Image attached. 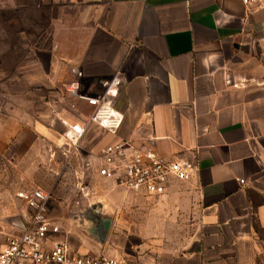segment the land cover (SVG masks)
Instances as JSON below:
<instances>
[{
	"label": "crops",
	"instance_id": "1",
	"mask_svg": "<svg viewBox=\"0 0 264 264\" xmlns=\"http://www.w3.org/2000/svg\"><path fill=\"white\" fill-rule=\"evenodd\" d=\"M17 15L30 26H16ZM3 22L8 31H1ZM13 32L38 41L0 51L1 69L26 91L37 88L41 106L32 126L11 111L0 120V154L10 164H25L31 151L37 166L53 152L64 163L56 154L64 122L86 127L72 159L79 166L125 141L194 168L189 181L171 183L158 198L126 192L86 170L85 177L75 174L71 200L48 217L60 228L55 238L75 254L129 264H264V4L0 0V37ZM73 70L82 73L86 95L100 94L101 83L119 73L117 96L108 100L123 118L115 135L88 124L89 108L67 98ZM79 178L89 198L76 205ZM100 182L108 188H98ZM19 202L9 217L23 230L29 211ZM92 203L107 218L104 237L95 240L83 232L92 227L84 213Z\"/></svg>",
	"mask_w": 264,
	"mask_h": 264
},
{
	"label": "built area",
	"instance_id": "2",
	"mask_svg": "<svg viewBox=\"0 0 264 264\" xmlns=\"http://www.w3.org/2000/svg\"><path fill=\"white\" fill-rule=\"evenodd\" d=\"M239 1L246 9L264 4V0ZM72 75L73 79L65 86L67 98L73 103L82 102L89 108L86 115L88 124L115 135L123 118L108 100L117 96L121 83L119 73L103 81L102 90L97 95L81 92L80 71L73 70ZM62 125L65 128L61 134L64 142L57 151L64 160L76 158L86 127L78 123L68 125L62 122ZM52 154L54 156L55 152ZM80 167L99 179L111 182L116 188L148 198L163 196L171 183L187 182L194 172L193 166L186 161H168L151 150L133 148L125 141L107 145L98 157L82 161ZM16 198L29 211L27 224L23 230L7 235L0 250V264H129L117 258L75 254L66 243L55 238L60 228L47 216L49 193L35 188L18 192Z\"/></svg>",
	"mask_w": 264,
	"mask_h": 264
},
{
	"label": "rangeland",
	"instance_id": "3",
	"mask_svg": "<svg viewBox=\"0 0 264 264\" xmlns=\"http://www.w3.org/2000/svg\"><path fill=\"white\" fill-rule=\"evenodd\" d=\"M17 18H19L17 19L19 22L14 24L19 28L20 26H30L29 23L21 21V15H17ZM8 26L3 22L1 31H8ZM13 33V37H0V51H4L6 47L9 48L12 43H14V49L19 50L26 39L31 42V45L37 44L38 39L35 36L29 38L18 37L17 32ZM16 57L19 59L21 57L20 53ZM33 90L35 92L32 90L26 91V87L11 82L10 72L1 69L0 65V120H5L7 112L11 111L17 115L24 114V120L27 119L31 126L38 122L36 115L40 110L41 101L38 89ZM26 98L28 102H26ZM22 99H24L23 102ZM26 114L29 115V118L25 117ZM48 154L50 156V153ZM3 155L0 154V250L11 230L10 226L5 223L6 217L18 213L22 207L16 198L18 192L30 191L37 187L45 189L49 193L47 216H57L58 205L65 200H71L68 197L75 190V174L78 173L85 177L87 173L81 169L78 163L72 160L74 158L65 160L64 163H58L52 154L45 165L37 166L35 151H31L30 158L24 160L25 164L20 159H15L10 164V161H7V156ZM98 188L107 189L108 186L100 182ZM83 231L89 238L94 240L100 238L99 231L93 227Z\"/></svg>",
	"mask_w": 264,
	"mask_h": 264
},
{
	"label": "water",
	"instance_id": "4",
	"mask_svg": "<svg viewBox=\"0 0 264 264\" xmlns=\"http://www.w3.org/2000/svg\"><path fill=\"white\" fill-rule=\"evenodd\" d=\"M59 158L61 159L62 156L61 154L57 151L56 153ZM84 179L79 178L78 179V190H79V197H76L75 199H73V202L78 205L80 200L83 199H88L89 198V194H87V190L84 186ZM84 213L88 216L89 220L92 221V227L95 228V230L99 231V236L101 239L102 237H104L105 235V229L107 226V218L105 216H103V214L101 213V207L100 205L98 206L97 203L95 204H88L84 207ZM5 223H7V225H11L15 228H17L18 230H21V226H20V222L17 218L15 217H9L6 218ZM99 223V224H98ZM92 227L88 228V229H92ZM86 230V229H83ZM84 232V231H83Z\"/></svg>",
	"mask_w": 264,
	"mask_h": 264
}]
</instances>
